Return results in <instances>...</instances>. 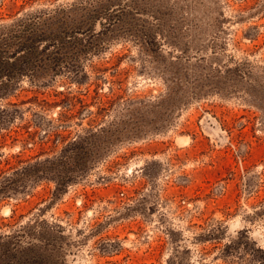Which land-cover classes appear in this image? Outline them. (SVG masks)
<instances>
[{
	"label": "rangeland",
	"instance_id": "374dc122",
	"mask_svg": "<svg viewBox=\"0 0 264 264\" xmlns=\"http://www.w3.org/2000/svg\"><path fill=\"white\" fill-rule=\"evenodd\" d=\"M0 264H264V0H0Z\"/></svg>",
	"mask_w": 264,
	"mask_h": 264
},
{
	"label": "trees",
	"instance_id": "16d2710c",
	"mask_svg": "<svg viewBox=\"0 0 264 264\" xmlns=\"http://www.w3.org/2000/svg\"><path fill=\"white\" fill-rule=\"evenodd\" d=\"M72 10L70 9H56L55 12L51 15H49V19L48 20H52L54 22H58L61 31L57 32L56 34H50L49 38H51V41L49 40V43L52 44H57L58 40L61 39V36L63 35H67L70 32L72 33H80V32H89L91 33V29H86L88 27V20H82V21H77L76 18H72ZM98 16V15H97ZM101 17V16H99ZM94 19H96L97 17H93ZM91 27V26H89ZM22 31H29V28L23 27ZM24 33V32H23ZM23 37L20 36H16L15 38L19 40L18 42V47L19 48H24L26 47L27 42L29 41V39H25L26 35H31L30 33H25L23 34ZM20 37V38H19ZM39 41H43V37H39ZM8 41V40H6ZM7 46L8 43H6Z\"/></svg>",
	"mask_w": 264,
	"mask_h": 264
}]
</instances>
